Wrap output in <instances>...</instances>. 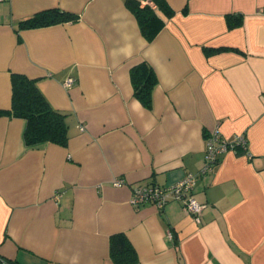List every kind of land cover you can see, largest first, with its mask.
I'll list each match as a JSON object with an SVG mask.
<instances>
[{
  "label": "crops",
  "instance_id": "1",
  "mask_svg": "<svg viewBox=\"0 0 264 264\" xmlns=\"http://www.w3.org/2000/svg\"><path fill=\"white\" fill-rule=\"evenodd\" d=\"M125 1L0 2V109L12 74L37 80L68 136L28 146L26 121L0 117V264H113L119 233L137 264H264V0H164L174 15L152 41ZM51 9L77 20L19 28ZM143 62L150 108L130 79ZM212 131L243 135L247 154L227 151L201 176ZM186 174L200 224L178 202L130 204L135 186Z\"/></svg>",
  "mask_w": 264,
  "mask_h": 264
},
{
  "label": "trees",
  "instance_id": "2",
  "mask_svg": "<svg viewBox=\"0 0 264 264\" xmlns=\"http://www.w3.org/2000/svg\"><path fill=\"white\" fill-rule=\"evenodd\" d=\"M126 0L125 4L137 20L139 29L147 41H152L164 27L174 12L164 0ZM236 21L240 19L236 16ZM77 16L57 9L45 10L23 20L19 28L43 27L64 22H74ZM228 21V18H227ZM229 27L232 23L228 21ZM224 49L207 50L208 53ZM134 96L145 108L151 107V94L157 85L151 67L143 62L130 71ZM11 106L9 110L0 109V117L21 118L26 121L24 140L26 145L34 146L49 142L65 146L68 140L66 114L55 110L40 91L37 80L21 74L11 75ZM241 150H237V154ZM109 256L113 264H137L139 259L131 243L124 234H114L109 239Z\"/></svg>",
  "mask_w": 264,
  "mask_h": 264
},
{
  "label": "built area",
  "instance_id": "3",
  "mask_svg": "<svg viewBox=\"0 0 264 264\" xmlns=\"http://www.w3.org/2000/svg\"><path fill=\"white\" fill-rule=\"evenodd\" d=\"M73 83V79L69 78L65 81L64 85L69 88ZM230 150L235 153H237V150H241L246 155L247 145L245 137L238 135L232 140H226L221 137L218 131L210 132L206 139L204 165L200 175L204 176L211 173L219 157ZM196 176L194 174H186L182 179L169 186H159L156 184L135 186L132 190L130 204L136 207L151 204L156 209L161 210L169 202H178L183 211L189 214L196 224H200L205 204H200L192 193L197 180ZM123 184L122 180L114 182L115 186ZM59 196L60 194H57L55 199H58ZM168 236L171 235L168 233Z\"/></svg>",
  "mask_w": 264,
  "mask_h": 264
}]
</instances>
